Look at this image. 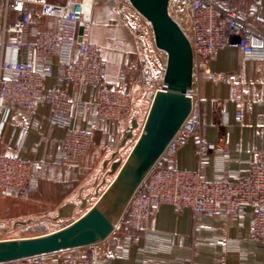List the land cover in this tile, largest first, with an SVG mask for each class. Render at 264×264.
<instances>
[{
  "label": "built area",
  "instance_id": "obj_1",
  "mask_svg": "<svg viewBox=\"0 0 264 264\" xmlns=\"http://www.w3.org/2000/svg\"><path fill=\"white\" fill-rule=\"evenodd\" d=\"M98 1L0 0L1 124L11 121L13 116L33 115L39 105H48L50 121L66 130L54 162L68 170L81 166L83 158L95 145L94 136L98 130L105 135L102 148L121 155L119 139L128 124H133L137 110L130 73H121L114 83L106 81L105 59L99 46L89 39L96 23L93 9ZM104 1L124 17L127 11L131 12L140 23L141 48H146L149 41L154 43L151 23L129 0ZM169 12L190 40L195 77L207 72L209 62L233 40L247 57L264 59V33L242 20L235 11L221 7L216 0H170ZM249 14L254 16L255 11ZM55 63L59 65L64 87L43 92L45 81L54 75ZM144 65L146 70H151L146 60ZM72 86L78 88L74 94L70 93ZM85 89L90 90L88 99L82 96ZM199 121L200 115L194 109L168 151L178 149L192 135ZM216 148L213 143L199 141L197 156L200 162H205ZM40 181L41 175L33 162L0 154V196L24 198L38 188ZM108 183L89 195L90 206ZM146 184V189L142 187L132 198L118 228L120 230L123 223L129 232L121 244L124 249L134 246L140 251L158 252L168 245L166 238L149 232L150 212L158 205L174 212L190 208L197 217L209 213L239 217L250 208L254 211L253 237L264 238L262 151L250 162L245 177L240 172L230 171L224 180L212 182L204 178L200 169L182 170L160 161ZM0 229V240L14 238V230L6 224L0 223ZM143 240L146 243L143 244ZM214 242L224 246V263L246 264L248 254L238 242L228 237ZM88 249L61 253L57 264H105L102 257L91 260L85 252ZM7 264L51 262L50 256H43Z\"/></svg>",
  "mask_w": 264,
  "mask_h": 264
},
{
  "label": "crops",
  "instance_id": "obj_2",
  "mask_svg": "<svg viewBox=\"0 0 264 264\" xmlns=\"http://www.w3.org/2000/svg\"><path fill=\"white\" fill-rule=\"evenodd\" d=\"M237 2L242 4L239 13L264 33V0ZM252 10L254 16L249 14ZM93 18L96 23L89 39L99 46L105 59L106 81L114 83L121 73L128 71L133 89L140 88L143 100L151 102L155 91L163 87L166 54L152 41L141 48L140 23L131 12L127 11L124 17L100 0L93 9ZM144 60L151 65V70L145 69ZM53 87H64L57 63L54 75L45 81L43 92ZM77 89L72 86L70 93H76ZM191 95L195 111L200 115L198 126L178 149L168 151L167 158L162 160L182 170L200 169L207 181H222L230 171L245 177L257 152H264V59L247 57L233 40L209 62L207 72L195 77ZM82 96L88 99L90 90L85 89ZM65 131L50 121L46 104L39 105L33 115L13 116L3 125L0 118V154L33 162L41 175L38 188L28 196H0V223H8V228L20 234H14V238L43 235L68 225L78 218L77 211L88 205L86 195H81L83 179L97 173L102 166L112 167L111 172L105 173L113 172L116 161L106 158L118 154L102 148L105 135L101 130L95 132V145L78 169L68 170L57 165L54 155ZM127 132L128 129L119 139L121 151L127 143ZM199 141L217 147L205 162H200L197 156ZM95 177L91 192L96 193L107 179L102 173ZM54 212L57 216H53ZM11 218L14 221L10 225ZM253 220L254 211L250 208L239 217L217 213L197 217L190 208L174 212L158 205L151 209L149 232L168 240V245L160 251H140L134 246L124 249L121 244L129 232L117 230L105 243L85 252L91 260L104 258L105 264H227L223 261L224 246L214 241L228 237L246 250V264H264V238L253 237ZM59 260V254L50 256L51 264Z\"/></svg>",
  "mask_w": 264,
  "mask_h": 264
},
{
  "label": "water",
  "instance_id": "obj_3",
  "mask_svg": "<svg viewBox=\"0 0 264 264\" xmlns=\"http://www.w3.org/2000/svg\"><path fill=\"white\" fill-rule=\"evenodd\" d=\"M129 2L151 23L155 47L167 58L163 87L152 97L140 134L126 158L113 167V179L80 217L47 234L0 240V264L105 243L118 230L132 198L144 186L195 109L191 95L195 79L194 52L187 34L169 12L170 0ZM133 124L136 128L139 123Z\"/></svg>",
  "mask_w": 264,
  "mask_h": 264
},
{
  "label": "rangeland",
  "instance_id": "obj_4",
  "mask_svg": "<svg viewBox=\"0 0 264 264\" xmlns=\"http://www.w3.org/2000/svg\"><path fill=\"white\" fill-rule=\"evenodd\" d=\"M217 1V0H216ZM219 1V0H218ZM226 1V4H224L225 6H227L228 8H232V9H237V8H239L240 7V5H242V4H239L240 2H237V1H239V0H225ZM220 3H221V1H219ZM166 56V55H165ZM166 60H167V58H166ZM166 65V64H165ZM165 68V67H164ZM142 90L139 88V89H133V97H134V100H135V105H136V108H137V110H136V112H135V114H134V116H133V118H132V120L134 119V121H137L139 124H138V126L136 127V128H133L134 127V124H128V126H127V129H128V134H129V137H128V139H127V143H126V145L124 146V148L122 149V153H121V155H119V156H112V154H110V155H108V157L106 158V160H110V158L112 159V158H114L115 159V161H116V163H120V162H122L121 160L123 159H125L126 158V156L128 155V153H129V151H130V149L132 148V146H133V144H134V142L136 141V139H137V137L139 136V134H140V131H141V127H142V124H143V122H144V119H145V116H146V114H147V111H148V109H149V106H150V101L149 100H143L144 99V97L142 98ZM127 135V134H126ZM108 165V164H107ZM98 171H100L99 173L101 174L102 173V175L107 179L106 180V183H108V182H110L112 179H113V177H114V173L112 172V173H109V174H107V173H105V171L106 172H108V171H112V167H106V168H104L103 166L101 167V169H98L96 172L97 173H91V175L90 176H88V177H85L84 179H83V182H82V184H81V188L83 189L82 190V192H81V195L83 196L84 195V197H85V195H86V197L85 198H87V200H88V205L90 206V201H89V195L92 193L91 192V190H92V184L94 183V179L96 178L95 176H97L99 173H98ZM105 183V184H106ZM81 196V197H82ZM13 197V196H12ZM86 206V208H84L83 210H78L77 211V214L75 215L76 217H79V216H81L87 209H88V207L89 206ZM57 216V212H54V215L53 216ZM38 218V217H37ZM10 221H9V223H10V225H11V223L14 221L12 218L11 219H9ZM6 223V222H5ZM7 224V228H8V223H6ZM16 236H19L20 234H15ZM21 235H23V234H21Z\"/></svg>",
  "mask_w": 264,
  "mask_h": 264
},
{
  "label": "trees",
  "instance_id": "obj_5",
  "mask_svg": "<svg viewBox=\"0 0 264 264\" xmlns=\"http://www.w3.org/2000/svg\"><path fill=\"white\" fill-rule=\"evenodd\" d=\"M218 1V0H217ZM219 1H221V3L219 2ZM218 1V3L221 5V7H223V8H225V9H229V10H232V11H235L238 15H239V17L242 19V20H245L246 21V19L243 17V15H241L240 13H239V11H238V8L237 9H232V8H228L227 6H225L224 4H226V1L225 0H219ZM201 74V73H200ZM164 159H166L167 158V153L164 155V157H163ZM162 158V159H163ZM163 159V160H164ZM163 160H161V164H163V165H169L170 164V162H168L167 160L166 161H163ZM146 183L144 184V186H143V189L145 190L146 189ZM120 230H123V231H127L128 232V230L126 229V227L124 226V224L122 223V225H121V227H120Z\"/></svg>",
  "mask_w": 264,
  "mask_h": 264
}]
</instances>
